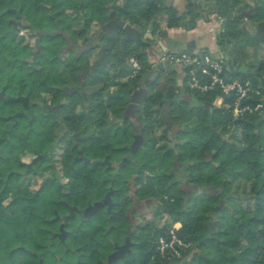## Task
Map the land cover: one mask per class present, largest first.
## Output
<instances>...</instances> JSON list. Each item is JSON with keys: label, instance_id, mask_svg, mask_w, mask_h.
I'll use <instances>...</instances> for the list:
<instances>
[{"label": "trees", "instance_id": "1", "mask_svg": "<svg viewBox=\"0 0 264 264\" xmlns=\"http://www.w3.org/2000/svg\"><path fill=\"white\" fill-rule=\"evenodd\" d=\"M186 1V10L180 14L166 0H46L55 11L82 14L89 23L100 25L114 11L142 35L148 30L159 32L161 16L168 28L191 30L199 18L207 19L209 13L215 12L222 19L216 41L224 52L227 79H250L255 87L261 88L264 97V38L244 27L246 20L264 22V0ZM37 2L0 0V11ZM250 8L254 9L249 16H240ZM34 9L44 8L40 5ZM106 46L109 64L86 82L89 107L116 108L121 116L127 102L107 93L111 90L125 93L130 86L137 87L141 79L154 72L155 64L150 59L149 44L143 38L124 44L121 38H108ZM13 57L12 48L0 46L2 68L9 69L11 65L7 62ZM132 57L142 65L134 76ZM176 75V71H161L152 81L149 99L140 109L146 140L137 153L135 171L140 173L137 192L155 199L153 218L135 226L130 235L134 242L132 251L125 260L114 264H264V111L234 118L231 110L234 96H226L223 104L217 106L214 101L221 95L219 89L199 91L187 87L200 104L173 105L171 118L183 130L174 147L166 151L169 128L160 119L158 100L175 83ZM183 80L186 83V75ZM12 106L0 100V264H106L114 243L124 241L128 225L114 221L108 225L106 221H94L95 218L79 224L76 214L71 219L66 243L51 238L58 225L47 219L54 215L55 205L47 195L18 185L21 175L13 171L19 166L17 149L27 145H18L20 138L16 131L6 132L2 128L3 116ZM126 135L120 133V145L131 141L132 135L128 138ZM174 155L188 164L191 181L200 187L212 186L218 190L217 195L198 193L188 199L176 185L170 184L168 169L173 166ZM94 168L104 169L101 165ZM81 169L78 163H72V170ZM9 171L12 174L7 178ZM95 191L91 194L93 198L105 192ZM81 197L73 193L71 202L81 206ZM58 212H61L59 208ZM163 216L167 220L162 225L156 224L154 220ZM176 222H181L178 235L190 246H179L180 254L169 258L160 253L158 245L161 236L170 239L169 230Z\"/></svg>", "mask_w": 264, "mask_h": 264}, {"label": "flooded vegetation", "instance_id": "2", "mask_svg": "<svg viewBox=\"0 0 264 264\" xmlns=\"http://www.w3.org/2000/svg\"><path fill=\"white\" fill-rule=\"evenodd\" d=\"M37 1L34 5L7 7L0 11V46L12 48L14 55L7 62L11 65L9 69L0 66V100L14 104L3 116L2 128L6 132L16 131L21 139H18V145L31 147L19 146L16 159L19 166L13 171L21 175L18 185L23 184L33 193L47 195L55 205L54 215L47 219L58 225V230L51 232L53 239L66 243L71 219L76 214L79 224L94 218V221H106L108 225L113 221L126 222L125 239L121 244L114 243L112 252L123 245L127 237L130 238V246L123 257L111 263L114 264L125 260L132 251L134 242L130 235L135 226L142 223L136 222V216L150 212L155 204L153 197L138 194L140 173L135 169L137 153L146 140L140 109L149 99L151 83L159 73L144 77L137 87L130 86L126 94L116 90L107 93L127 102L121 116L117 115L116 108L89 107L86 82L109 64L94 68L100 59L101 46L106 45L108 38H121L122 44L126 33L123 29L116 33L113 26L105 31L104 24H89L82 14L55 11L52 3ZM40 5L43 10L34 9ZM29 7L32 9L27 10ZM141 38L144 39V35ZM184 75L179 77L177 73L175 83L170 84L158 100L160 119L169 128L170 140L166 151L174 147L183 130L171 118L173 105L176 102L200 104L187 90ZM136 100L138 103H133ZM168 110L170 124L163 118V112ZM120 133H127V138L132 135L131 141L120 145ZM72 163H78L82 169L72 170ZM97 165L105 170L93 169ZM188 168L187 163L174 155L173 166L168 173L170 184L176 185L189 199L202 193L203 188L212 186L200 187L191 181ZM144 172L147 175V170ZM11 174L9 171L7 178ZM120 183L124 186L120 187ZM7 186L5 183L4 187ZM94 189L96 194H101L102 189L105 192L93 198ZM73 193L82 195L81 206L71 202ZM217 193L218 190L215 195ZM134 197L140 202L136 204ZM168 198L166 195L165 199ZM72 211L73 215L69 216ZM106 264H109L108 259Z\"/></svg>", "mask_w": 264, "mask_h": 264}, {"label": "built area", "instance_id": "3", "mask_svg": "<svg viewBox=\"0 0 264 264\" xmlns=\"http://www.w3.org/2000/svg\"><path fill=\"white\" fill-rule=\"evenodd\" d=\"M216 34L220 29L211 28ZM158 62H168L172 65L181 64L186 75V85L191 90L208 91L219 89V95L214 104L221 106L226 96H234L232 104V113L234 118L245 114H260L264 111V97L261 88L254 86V83L248 80L227 79L225 72V58L212 57L209 54H196L186 51H166L162 52L158 57ZM132 67L131 75H136L142 65L135 58H130ZM181 223L178 222L169 230L168 240L165 236H161L159 240L158 250L163 256L169 258L180 254L179 246L188 248L189 242H186L178 235Z\"/></svg>", "mask_w": 264, "mask_h": 264}, {"label": "crops", "instance_id": "4", "mask_svg": "<svg viewBox=\"0 0 264 264\" xmlns=\"http://www.w3.org/2000/svg\"><path fill=\"white\" fill-rule=\"evenodd\" d=\"M167 2L174 4L180 11L184 12V8L186 7V0H166ZM166 20L163 19L161 22L162 28L161 30H167L168 34L163 35L157 38V33H153L148 30L145 33L144 39L149 44L148 50L153 52L156 57L151 58L155 64L158 63V57L162 52L166 51H186L190 53L196 54H209L210 51L207 45H205V40L207 39V33L213 34V40H215L216 45V33L211 30V28L220 29L222 25V19L217 16L215 12H211L208 15V18L205 19L203 17L197 20V26L194 29L187 30L182 27L177 28H168L166 27ZM207 52V53H206ZM213 57H220L218 54ZM178 76L181 77L182 73L177 72ZM184 73V71H183Z\"/></svg>", "mask_w": 264, "mask_h": 264}, {"label": "water", "instance_id": "5", "mask_svg": "<svg viewBox=\"0 0 264 264\" xmlns=\"http://www.w3.org/2000/svg\"><path fill=\"white\" fill-rule=\"evenodd\" d=\"M253 9L254 8H250L249 10L242 12L240 14V16L241 17L242 16H249L251 14V12L253 11ZM181 13H182V11H180V14ZM109 18H110L109 21L104 24L103 30L106 31L107 27L113 26L115 28V32L119 33L120 29H123L124 32L126 33V35L122 38V44H124L128 40L137 41L139 38L142 37V32L140 30H138L137 28L133 27L132 25H130L126 21L119 19L116 16L114 11H111L109 13ZM263 24H264V22L255 23V22L248 21V22H245L244 27H245V29L249 30L251 33L256 34L258 37L264 38V37H262L260 35V31H261V28H262ZM132 33L135 34V37L132 36ZM161 34L167 35L168 31L167 30H160L156 37L159 38L161 36ZM144 36H145V34H144ZM99 55H100V59L95 64L94 68L98 67V65L105 66L109 62V58L107 56L106 45L105 44H103L101 46V49L99 51ZM164 70H168L170 72H173V71L181 72L182 74H183V71H184L183 66L181 64L172 65V64H170L168 62H165V63L158 62L156 64V67H155V70H154V74L160 73L161 71H164ZM171 87H173V86H171ZM137 91L138 90H136L135 92H137ZM138 101L139 100H136L133 103H138ZM131 105L132 104H130L128 108H130ZM163 115H164L163 118H165V120L170 124L171 120H170V112H169V110L167 112L164 111ZM262 117H264V115ZM201 191H202L203 194H208V195H215L216 192H217V190L214 189L213 187H205ZM107 196L109 197V194ZM134 198H135V203L136 204L140 202L139 198H137V197H134ZM72 215H73V211L71 212V214L69 216H72ZM65 219H67V218H65ZM61 229L64 230L63 226H61ZM129 243H130V238L127 237L126 242L123 245L119 246L114 252H112L109 255L108 263L111 264L115 260L119 259L120 257H123L124 251L129 249V246H130ZM42 261L43 260H41V262Z\"/></svg>", "mask_w": 264, "mask_h": 264}, {"label": "rangeland", "instance_id": "6", "mask_svg": "<svg viewBox=\"0 0 264 264\" xmlns=\"http://www.w3.org/2000/svg\"><path fill=\"white\" fill-rule=\"evenodd\" d=\"M184 11L186 10V7L183 9ZM163 19H164V17H160V22H162L163 21ZM245 22H248V20H246ZM90 24V23H89ZM245 24V23H244ZM260 35L262 36V37H264V24H263V26H262V28H261V31H260ZM214 38H213V34L212 33H207V39L205 40V45H207L208 46V48H209V51H210V55L212 56V55H214V56H216V55H218V54H220V55H223L224 54V52L222 51V49L219 47V46H217L216 45V43H215V40H213ZM207 53V52H206ZM149 55H150V57L151 58H155L156 57V55L153 53V52H151L150 50H149ZM213 57V56H212ZM0 66H2L3 67V65L2 64H0ZM7 69V68H6ZM179 85L180 86H182V83H179ZM153 218V215H152V209H151V211L150 212H148V213H146L145 215H143V216H136V222H144V221H146V220H148V219H152ZM167 216H163L162 218H158V219H155L154 221H155V223L156 224H158V225H162L163 223H164V221H166L167 220Z\"/></svg>", "mask_w": 264, "mask_h": 264}]
</instances>
